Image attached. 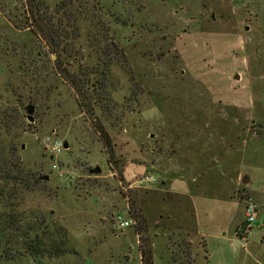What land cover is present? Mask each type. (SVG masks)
Wrapping results in <instances>:
<instances>
[{
	"label": "rangeland",
	"instance_id": "1",
	"mask_svg": "<svg viewBox=\"0 0 264 264\" xmlns=\"http://www.w3.org/2000/svg\"><path fill=\"white\" fill-rule=\"evenodd\" d=\"M72 1L0 0V141L38 181L0 264H142L140 249L153 264H264V0ZM58 64L89 84L109 65L93 115ZM138 213L143 233L118 228ZM42 244L63 253L28 252Z\"/></svg>",
	"mask_w": 264,
	"mask_h": 264
},
{
	"label": "trees",
	"instance_id": "2",
	"mask_svg": "<svg viewBox=\"0 0 264 264\" xmlns=\"http://www.w3.org/2000/svg\"><path fill=\"white\" fill-rule=\"evenodd\" d=\"M73 3L74 1L72 0H60L59 4L55 6L56 13L59 14L61 12L62 14H67V12L72 11ZM40 5L43 4L38 3L36 9H39L38 7ZM67 8L69 10H67ZM42 20H44L45 23L47 21L46 24L50 23L52 26L51 18H46V20L42 18L41 21ZM67 21L69 23L68 26L75 23V20L71 18H68ZM38 29L39 30L37 34H42V36H40L42 39L46 38L44 36L45 28L39 25ZM50 44L51 43H49L48 46H50ZM115 60H117L119 63H122V68H127L125 70L131 77V71L126 55L122 51H116ZM107 66L109 65L106 64V69L100 76L101 79L96 83L89 84L88 78L91 74L90 72H88L89 74L87 72L83 73L84 79L81 78V80H75L71 78L68 73L63 72L59 64L57 65V70H59L61 76L69 81L72 88L75 90L79 101V107L83 110V112H87L88 114L93 115L95 106L97 104H100L99 96L96 95L95 91H99V89L105 90L108 83H110V71ZM102 94L104 98L108 100V102L114 103L110 92H103ZM3 115H5V113H3ZM1 122L2 121H0V123ZM5 130H9V127H6ZM96 131L97 133H99L100 140L103 143V148L109 157L110 163V159H114L115 154L112 140L101 125H98L96 127ZM37 182L38 181L34 178V175L24 169L20 158L15 152V149L5 146V144L0 141V240L6 234H11L18 231L19 225L21 223V216L20 213H18V211L16 210L17 206L19 204V201L21 200L22 194L24 192L34 191V186L37 184ZM137 218L138 221L136 223L134 221L133 222L135 223L138 234L140 235L145 231L146 224L145 219L140 213L137 214ZM28 248L29 253L40 254L42 256L50 257L52 255L54 257H57L61 253H63V251L59 247L55 246L51 248L49 245L45 246V244H42V246L38 245L37 247L28 246ZM185 256L186 262H184L183 264H193V256L189 254H185ZM140 258L142 264H153L152 253L150 250L140 249Z\"/></svg>",
	"mask_w": 264,
	"mask_h": 264
},
{
	"label": "built area",
	"instance_id": "3",
	"mask_svg": "<svg viewBox=\"0 0 264 264\" xmlns=\"http://www.w3.org/2000/svg\"><path fill=\"white\" fill-rule=\"evenodd\" d=\"M62 149V146L61 144H58L57 147H56V151L57 152H60ZM155 178L152 176V175H145V176H142L140 177L139 179H137L134 184L136 187H143V186H146V185H150V184H153L155 183ZM245 210H246V225L241 227V235L242 236H245L249 230L251 229L250 228V225L255 222V219H254V212H255V209L253 207V205L249 204L245 207ZM116 218V221L118 222V228L119 229H126V228H129L133 225H135V223L132 221V219L130 218H122L120 215H116L115 216Z\"/></svg>",
	"mask_w": 264,
	"mask_h": 264
},
{
	"label": "water",
	"instance_id": "4",
	"mask_svg": "<svg viewBox=\"0 0 264 264\" xmlns=\"http://www.w3.org/2000/svg\"><path fill=\"white\" fill-rule=\"evenodd\" d=\"M26 111H27V114H28V116H27L28 121L29 122H33L34 120H33V118L30 115L33 112V106H28L26 108ZM63 148L67 149V144L66 143L63 144ZM100 172H101V170L99 169V167H96L94 170L90 171L91 174H99ZM45 179H47V177H45Z\"/></svg>",
	"mask_w": 264,
	"mask_h": 264
},
{
	"label": "crops",
	"instance_id": "5",
	"mask_svg": "<svg viewBox=\"0 0 264 264\" xmlns=\"http://www.w3.org/2000/svg\"><path fill=\"white\" fill-rule=\"evenodd\" d=\"M175 183H176V182H174V183L171 184V189L173 190V192L177 193L178 195H181L182 197L185 196L184 193H182V192H178V191H177V188L175 187ZM185 197H186V196H185Z\"/></svg>",
	"mask_w": 264,
	"mask_h": 264
}]
</instances>
